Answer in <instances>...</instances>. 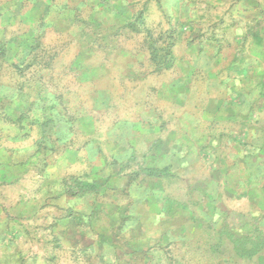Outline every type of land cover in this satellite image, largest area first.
Wrapping results in <instances>:
<instances>
[{
	"label": "rangeland",
	"instance_id": "374dc122",
	"mask_svg": "<svg viewBox=\"0 0 264 264\" xmlns=\"http://www.w3.org/2000/svg\"><path fill=\"white\" fill-rule=\"evenodd\" d=\"M58 1L0 0V264H264L263 220H127L113 186L128 110L161 99L178 36L204 26L178 33L144 0L115 18L112 2Z\"/></svg>",
	"mask_w": 264,
	"mask_h": 264
},
{
	"label": "crops",
	"instance_id": "0c3cea01",
	"mask_svg": "<svg viewBox=\"0 0 264 264\" xmlns=\"http://www.w3.org/2000/svg\"><path fill=\"white\" fill-rule=\"evenodd\" d=\"M107 2L115 7L106 17H122L117 10L125 12L128 0H97L100 6ZM144 3L146 17L153 11L175 17L178 33L194 19L206 35L196 43L178 36L161 99L150 101L148 108L142 104L139 112L128 110V143L108 150L128 157V170L113 181L122 211L127 220H225L237 213L261 224L264 0ZM136 158L145 161L142 169L167 173L135 174L131 161Z\"/></svg>",
	"mask_w": 264,
	"mask_h": 264
},
{
	"label": "trees",
	"instance_id": "16d2710c",
	"mask_svg": "<svg viewBox=\"0 0 264 264\" xmlns=\"http://www.w3.org/2000/svg\"><path fill=\"white\" fill-rule=\"evenodd\" d=\"M144 173H147L149 175H161L163 173H167V169H159V168H144Z\"/></svg>",
	"mask_w": 264,
	"mask_h": 264
}]
</instances>
